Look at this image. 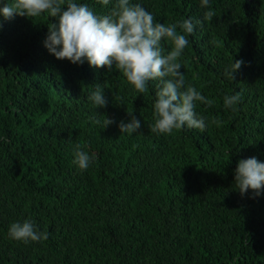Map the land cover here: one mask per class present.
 I'll use <instances>...</instances> for the list:
<instances>
[{"label": "trees", "instance_id": "16d2710c", "mask_svg": "<svg viewBox=\"0 0 264 264\" xmlns=\"http://www.w3.org/2000/svg\"><path fill=\"white\" fill-rule=\"evenodd\" d=\"M75 2L107 15L116 0ZM131 3L165 25L208 10L201 0ZM209 6L216 16L178 61L185 87L214 101L196 102L209 126L171 134L151 131L157 81L136 94L115 68L57 60L44 47L55 22L46 14L0 17V264H264V188L253 198L234 184L239 160L264 162V0ZM235 60L244 63L230 80ZM98 83L107 104L94 109ZM235 92L232 111L223 99ZM94 111L101 124L89 120ZM128 112L141 121L132 134L118 127ZM104 118L113 123L103 129ZM77 144L94 157L87 170L74 163ZM25 219L48 238L11 239L10 225Z\"/></svg>", "mask_w": 264, "mask_h": 264}, {"label": "clouds", "instance_id": "9594fccd", "mask_svg": "<svg viewBox=\"0 0 264 264\" xmlns=\"http://www.w3.org/2000/svg\"><path fill=\"white\" fill-rule=\"evenodd\" d=\"M107 6L110 0H98ZM202 7H208L203 14V20L183 19L173 24L165 25L155 21L154 15L141 4L131 3V0H116L111 12L107 15H97L87 4L76 3L75 0H14L12 5L4 3L0 6V17L5 20L13 16L35 19L44 14L55 20L49 23L48 35L44 47L57 60H68L73 64H83L85 61L94 69L113 68L118 70L134 93L144 94L149 91L150 81H157L156 98L153 104L155 123L151 131L157 134H171L173 131L197 129L205 131L209 126L206 118L195 111L196 102L211 106L209 100L195 87H185V78L180 71L182 64L179 58L189 44L188 36L195 28L205 21H211L216 12L209 6V0H201ZM177 28L180 32H177ZM162 41L171 43V49L165 54ZM243 60H235L224 70L223 75L234 79V73L239 70ZM105 88L96 84L88 99L94 109L104 107L107 101ZM122 97L117 100L122 102ZM241 100V94L235 92L223 99L225 108L236 111V105ZM122 105L121 104H117ZM128 123L120 122L121 133L132 134L141 127V121L128 112ZM94 111L89 117L94 124H101ZM113 123L104 118L102 128ZM211 124L219 126V118L211 120ZM94 157L76 145L74 163L80 170H87ZM234 184L241 195L249 190L253 198L261 194L264 188V162L255 156L239 160L234 173ZM11 239L28 244L41 242L48 238L46 232L38 231L31 219L14 222L9 227Z\"/></svg>", "mask_w": 264, "mask_h": 264}]
</instances>
